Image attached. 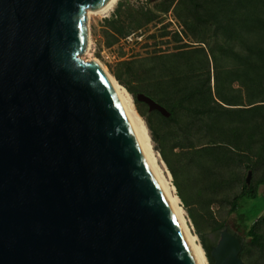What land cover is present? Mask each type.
Returning <instances> with one entry per match:
<instances>
[{"label": "water", "instance_id": "95a60500", "mask_svg": "<svg viewBox=\"0 0 264 264\" xmlns=\"http://www.w3.org/2000/svg\"><path fill=\"white\" fill-rule=\"evenodd\" d=\"M111 1L0 0V264H203L131 114L80 59L87 9ZM241 248L223 227L210 257L244 264Z\"/></svg>", "mask_w": 264, "mask_h": 264}, {"label": "trees", "instance_id": "16d2710c", "mask_svg": "<svg viewBox=\"0 0 264 264\" xmlns=\"http://www.w3.org/2000/svg\"><path fill=\"white\" fill-rule=\"evenodd\" d=\"M150 2L151 0H148L149 5L146 7H135L129 3V0H118L112 14L105 19L114 41L145 27L157 18L159 12L165 13L172 7L177 12L186 6V17L188 20L192 17L194 23L183 18L185 25L204 32L199 28L213 24V30L221 32L228 41L239 42L245 49L244 54L232 48L226 50L233 68L224 71L218 70L213 51L210 50L207 54L202 47L152 58L149 83L153 87L147 86L140 91L163 106L169 113L168 117H163L155 110L148 112L147 109H143L141 106L145 105L135 98L137 92L126 82V75H130L133 79L140 77L139 72L146 60L126 61L123 63L126 69L125 75L113 73L115 79L134 97L136 110L145 120L152 140H155L154 122L177 128L173 131H168L167 128L165 134L171 140L170 153H165L162 148L160 153L172 176L178 197L185 201L178 179L181 169L178 157L182 154L189 155L201 151L208 154L216 164L225 166L230 157L228 154L230 147L241 150V131L247 132L249 141L255 140L254 135L257 132L261 140L257 154L264 164V103H262L264 102V42L262 40L258 43L246 39L252 35L264 38V0H156L152 5ZM194 56L198 60L197 65L192 60ZM209 58L213 69V87L210 85ZM234 83L244 91L254 88L258 100L251 99L244 104L240 97L241 92L238 97L233 93ZM256 102L261 103L255 104ZM255 115L259 118L258 121L252 120ZM196 126L207 138V142L194 149L190 138ZM184 139L189 140V143L185 144ZM193 159L196 163L195 158ZM255 166L256 164L248 165V169L254 172ZM206 169L210 170L209 167ZM263 183L264 171L250 183H246L243 179L239 192L226 200L228 215L233 213L237 215L239 222L245 227V236L249 238L246 243L242 237L227 228L242 244L239 252L241 260L253 252L260 257L264 255V210L248 224L245 223L244 214L239 212L243 200L255 199L259 186ZM224 186L207 185L214 191ZM224 224V221L216 223L213 230L218 232ZM200 243L208 264H213L210 250L215 242L208 244L201 238Z\"/></svg>", "mask_w": 264, "mask_h": 264}, {"label": "rangeland", "instance_id": "374dc122", "mask_svg": "<svg viewBox=\"0 0 264 264\" xmlns=\"http://www.w3.org/2000/svg\"><path fill=\"white\" fill-rule=\"evenodd\" d=\"M155 1L156 0H151L150 5ZM129 3L135 7H146L149 5L148 0H129ZM115 5L116 4H114L112 9L105 15L91 14L88 18L90 45L87 52L83 53L81 58L84 61L92 59L98 60L114 79V72L125 75L126 69L123 63L126 61L135 59L146 60L139 72L140 77L138 79H133L130 75H126V82L137 92L135 97L137 94L143 93L140 91L142 88L147 86L153 87V85L149 83V80L151 78V60L154 57L170 56L177 51L195 50L202 47L207 54H209L210 50L213 51L218 70L224 71L233 68L232 61H230L229 55L226 53L227 49L232 48L240 53H245L242 44L236 41H228L221 32L213 30V24L199 28L204 32H200L196 28L185 25L183 18L186 21L194 23L192 17H189V20L186 17V6H183L177 11L180 14H177L173 7L165 13L159 12L157 18L148 23L145 27L132 31L126 36L114 41L106 26L105 19L112 14ZM246 39L258 43L262 40L264 42L262 36L258 38L256 35H252ZM192 60L195 61L197 65L198 60L196 56L192 57ZM209 62L211 76L210 85L213 87V69L210 58ZM116 82L126 89V87L117 80ZM233 87V93H235L237 97L239 92H241L240 97L244 104H247L251 99L258 100L254 88L244 91V89L236 83L233 84ZM129 94L131 95V93ZM131 98L136 108L132 95ZM140 103L145 105L141 107L147 109L148 112L154 111H149L146 103ZM259 103L261 102H256L255 104ZM252 120L258 121L259 118L255 115ZM251 122L253 123V121ZM245 124L246 123H244V125ZM153 127L156 130L153 132L155 140H152L150 130L148 129L152 148L156 154L160 167L163 170H165V168L168 170L161 157L160 148H162L165 153H170L169 145L171 144V140L165 133L167 132V128L168 131H173L177 128L175 126L169 127L168 124L164 123L158 124L157 122L153 123ZM192 132L193 134L190 140L194 149L199 148L207 142V138L198 131V126L193 128ZM241 132V150L230 147L228 151L230 157L228 159V164L225 166L216 164L208 154L201 151L197 153L193 152L189 155L185 153L178 157L181 163L178 179L185 197V201L180 200L179 204L183 210H185V217L190 231L198 237L199 242L202 238L208 244L214 242L216 244L221 229L216 232L213 230V227L216 223L221 221L225 222L224 227H227L232 232L242 237L246 243L249 241V238L245 236V227L239 222L237 215L235 213L228 215V204L226 200L239 192L241 182L243 179L245 180L248 171L251 172L249 183L258 178L264 171V164L257 154L261 144L259 133H255L254 141H249L247 132ZM188 141L189 140L184 139L185 144H188ZM187 150L189 151V148ZM174 151L178 150L174 149ZM193 158H195L196 163H194ZM161 160L164 162L165 168L160 163ZM253 164H256L254 172L248 169V165ZM208 167L210 170L206 169ZM164 174L166 175L165 172ZM169 181L173 184L172 176ZM207 185L225 186L222 189L214 191L208 188ZM175 194L177 195L176 188ZM263 210L264 183L259 186L258 195L255 199L243 200L239 212L244 214L245 223L248 224L253 218L260 215ZM242 261L244 264H264V255L260 257L257 253L253 252L246 255Z\"/></svg>", "mask_w": 264, "mask_h": 264}, {"label": "bare ground", "instance_id": "6f19581e", "mask_svg": "<svg viewBox=\"0 0 264 264\" xmlns=\"http://www.w3.org/2000/svg\"><path fill=\"white\" fill-rule=\"evenodd\" d=\"M118 0H112L111 3L104 8L101 11L98 12H92L91 10L87 9L86 11V25H87V29L88 28V18L90 17L91 14L94 15H105L106 13H108L112 7L114 6V4H116ZM88 39H89V43H88V48L90 45V36H89V30H88ZM88 50V49H87ZM82 56V55H81ZM80 56V59H82ZM95 63H97L99 65V67L101 68V70L104 72V74L107 76L108 80L110 81L113 89L119 94L120 98L122 99L124 105L126 106V108L128 109L129 113L131 114V117L134 121V124L136 126L139 138L141 140V143L147 153V156L149 158V161L152 165V167L155 169V171L158 173L165 189L166 192L169 196V198L174 202V205L178 208L179 212L182 214V217L187 225V228L189 229L190 232V236L192 237L197 250L199 252V255L203 261V264H208L207 260H206V256L204 253V249L201 245V243L198 241V237L193 234L190 231V228L188 227L187 224V220L185 217V210H183V208L180 206V199L179 197L175 194V188L173 186V184L169 181V179L171 178V174L170 172L165 168V164L164 162L161 160L160 163L164 166L165 170H163L157 160L156 154L154 153V150L152 148V144H151V138L150 135L148 133V128L145 124V121L143 120V118L138 114L133 102H132V98L131 95L129 94V92L123 88L121 85H119L116 80L109 74V72L107 71V69L96 59H92ZM89 61V60H87ZM164 172L166 173V175L164 174Z\"/></svg>", "mask_w": 264, "mask_h": 264}]
</instances>
